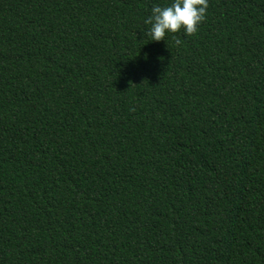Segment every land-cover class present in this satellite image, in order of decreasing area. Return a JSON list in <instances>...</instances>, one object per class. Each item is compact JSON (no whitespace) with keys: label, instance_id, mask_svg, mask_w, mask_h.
<instances>
[{"label":"trees","instance_id":"trees-1","mask_svg":"<svg viewBox=\"0 0 264 264\" xmlns=\"http://www.w3.org/2000/svg\"><path fill=\"white\" fill-rule=\"evenodd\" d=\"M168 2L0 0V264H264V0Z\"/></svg>","mask_w":264,"mask_h":264},{"label":"clouds","instance_id":"clouds-1","mask_svg":"<svg viewBox=\"0 0 264 264\" xmlns=\"http://www.w3.org/2000/svg\"><path fill=\"white\" fill-rule=\"evenodd\" d=\"M207 7L208 0H169L164 5L153 4L150 14L143 20L147 25L143 36L151 41H161L165 40L166 34L181 29L186 36L192 35L205 19Z\"/></svg>","mask_w":264,"mask_h":264}]
</instances>
